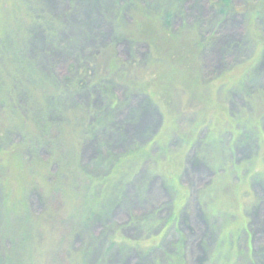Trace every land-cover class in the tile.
<instances>
[{
	"label": "rangeland",
	"instance_id": "obj_1",
	"mask_svg": "<svg viewBox=\"0 0 264 264\" xmlns=\"http://www.w3.org/2000/svg\"><path fill=\"white\" fill-rule=\"evenodd\" d=\"M25 1L27 31L0 0V264H167L175 247L183 264H264V19L247 0H163L179 6L152 45L121 37L130 0ZM194 40L211 104L174 78L165 106L150 75Z\"/></svg>",
	"mask_w": 264,
	"mask_h": 264
},
{
	"label": "trees",
	"instance_id": "obj_2",
	"mask_svg": "<svg viewBox=\"0 0 264 264\" xmlns=\"http://www.w3.org/2000/svg\"><path fill=\"white\" fill-rule=\"evenodd\" d=\"M12 1L13 0H5V2L7 4L11 3ZM153 1H151V2H148L147 0H130L129 1V3H131V6L129 5V7H132L133 11H135L137 13L135 14L136 17L133 19L134 21H133L131 28L127 29V30L121 29V37H127L128 40H133L134 42H138V41H144L145 42L146 41L150 45H152L156 42L158 43L159 41H161V38H160V35L158 34V32H160L161 29L163 31V29L165 27V25L163 24V21L169 20L170 18H172L174 13L177 12L179 5L177 2H171V4H169L167 6V3L163 2V0H153ZM212 1L217 6V8L223 7V10L225 12L228 10H231V9L236 11V9L234 8L233 3H232L233 0H217V2L214 0H212ZM20 2H21V8H22V10H20V12L24 13V15H26V13H27V16H29L27 18V20L25 18L24 23L22 22L20 24V28L25 29L27 31L29 26L31 25L32 21L35 20V17H33L32 15H30L27 12L29 10L24 9V4H25V8H27L28 6H30V3L25 1V0H20ZM243 9H245L247 12H249L251 16H254V19L256 17H260L261 19H264V0H247V2L243 5ZM154 19H156V20L158 19V20L154 21ZM20 28L13 29V31H16ZM163 32H165V31H163ZM172 33H175V32L173 31ZM169 37H170V35H169ZM191 43H192L191 44L192 47H195V48H191V50L188 48H183L182 52L177 51V54H178L177 58H176V56L173 57V58H176V60L173 59V61L176 62V65L178 66V67H176V69H168V68L159 67V69L157 71L153 72L150 75L152 86L147 87L148 95L150 96V95L154 94L156 96L157 100L161 101L162 104L164 103L165 106H167V104L172 101V99H171V96L173 94L172 93V90H173L172 87L176 86L175 85V79L180 80V83L182 85H184L183 87H185L184 90L188 91V93L191 96H198L201 101H206V105L211 104V97L206 98V96H204L205 89L201 88V85L204 82H203L202 76H201L202 72H203V68H202V61H201L202 48H199L200 47V41L194 40ZM155 54H156V52H155ZM158 56L159 57L156 60H158L159 62L162 63L163 59L161 58L160 55H158ZM9 71L10 70H8V72ZM131 84L133 85V81ZM149 88H151L153 91L149 92ZM8 96H10V95L8 94ZM149 96H147V97L150 100ZM192 98H194V97H192ZM203 109L207 110L204 107H203ZM208 112L211 113V109ZM216 115L217 114L213 115L212 117H217ZM204 117H205V114H203V118ZM200 124L201 123L197 120L195 122V125L190 129L188 134L187 133H179V136L181 138H184V141H186V142H192L193 138L197 135V131L199 128L198 126ZM45 131H44V133H45ZM232 133L238 134V131L232 130ZM164 135H165L164 132H160V134L157 136V141L164 143V145H165L167 140L163 138ZM29 137L30 136H28V139H29ZM235 139H236V136L234 137V142H235ZM218 146H219V148H217ZM201 148H202V150H201L202 155H200V157L209 156L211 159L212 158L211 156L215 153L213 155V158L216 159V156L220 155L222 153V151H221L222 145L220 144L219 140L215 141L213 146L211 147L210 136L208 137V139H205ZM232 148H233V146H232ZM0 151H2L1 146H0ZM203 154H206V156H203ZM179 155H180L179 153H176L167 160V164L170 165L171 167L174 166L175 170H179L180 167L183 168V165H184L183 159L185 156V151H183V153L181 154L182 156L181 155L179 156ZM75 176H76L75 179H76L77 184H80V179L82 177V173L79 174V176H77V174ZM218 176H219V173H218ZM176 177H178L177 173H175V175L171 176V178H174V179ZM219 179H221V178H219ZM225 179L227 180V178H225ZM96 212H97V209L93 210L92 213L94 214ZM88 215H90V214H88ZM82 219H84V218L81 214V216H79V219L75 220L73 222V224L76 225L77 222H78V225L83 223L85 220H82ZM70 239L68 238V243L70 242ZM86 251L83 250L82 253L85 254ZM181 252H182L181 248L178 249V247H175V252H173V254H168L166 256L167 257V264H183ZM76 257H77V259H76ZM67 262H68V264H84V262L79 258V256H74V255L69 256L67 258Z\"/></svg>",
	"mask_w": 264,
	"mask_h": 264
}]
</instances>
